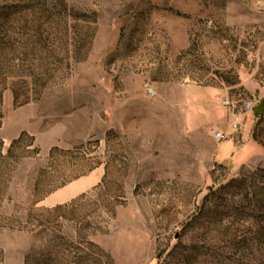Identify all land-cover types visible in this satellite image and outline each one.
Returning a JSON list of instances; mask_svg holds the SVG:
<instances>
[{
  "label": "rangeland",
  "instance_id": "rangeland-1",
  "mask_svg": "<svg viewBox=\"0 0 264 264\" xmlns=\"http://www.w3.org/2000/svg\"><path fill=\"white\" fill-rule=\"evenodd\" d=\"M0 264H264V0H0Z\"/></svg>",
  "mask_w": 264,
  "mask_h": 264
},
{
  "label": "built area",
  "instance_id": "built-area-1",
  "mask_svg": "<svg viewBox=\"0 0 264 264\" xmlns=\"http://www.w3.org/2000/svg\"><path fill=\"white\" fill-rule=\"evenodd\" d=\"M147 91H148V94L150 96H153L154 95V90H153V87L151 85H148L147 86ZM226 104L230 108L231 107H240L245 112H248V111L252 110V108H253V103L251 101H244V100L235 101V100H231V98H227ZM214 136L217 139H221L223 137L222 130H216L214 132Z\"/></svg>",
  "mask_w": 264,
  "mask_h": 264
}]
</instances>
